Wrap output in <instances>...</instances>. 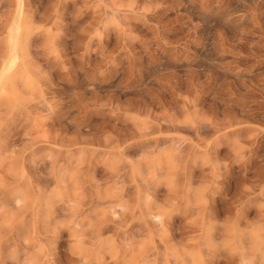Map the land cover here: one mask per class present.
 Segmentation results:
<instances>
[{"label":"clouds","instance_id":"1","mask_svg":"<svg viewBox=\"0 0 264 264\" xmlns=\"http://www.w3.org/2000/svg\"><path fill=\"white\" fill-rule=\"evenodd\" d=\"M0 264H264V0H0Z\"/></svg>","mask_w":264,"mask_h":264}]
</instances>
